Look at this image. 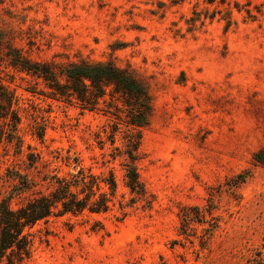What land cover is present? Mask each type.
<instances>
[{
	"label": "rangeland",
	"instance_id": "374dc122",
	"mask_svg": "<svg viewBox=\"0 0 264 264\" xmlns=\"http://www.w3.org/2000/svg\"><path fill=\"white\" fill-rule=\"evenodd\" d=\"M0 26L36 60L128 66L152 98L138 165L150 205L38 221L19 264H264V162L253 159L264 147V0H0ZM8 93L18 120L0 101V200L12 195L16 208L48 192L50 175L72 170L66 156L106 172L91 159L97 132L105 139L110 128L105 103L88 111L55 99L0 57V97ZM114 168L117 198L129 197ZM18 175L30 187L14 195ZM184 205L212 212L201 222L191 211L188 237Z\"/></svg>",
	"mask_w": 264,
	"mask_h": 264
},
{
	"label": "trees",
	"instance_id": "16d2710c",
	"mask_svg": "<svg viewBox=\"0 0 264 264\" xmlns=\"http://www.w3.org/2000/svg\"><path fill=\"white\" fill-rule=\"evenodd\" d=\"M205 1L211 3L214 0ZM8 31L0 26V57L8 65L42 78L48 93L55 99L75 103L88 111L98 109L102 101L108 108L106 112L113 115L110 128H103L105 139L97 132L101 151L98 156L91 157L93 164L105 167L106 172H94L92 164L86 165L80 156H66L64 164L72 170L50 175L48 192H40L16 208L9 205L12 195L0 200V264H19L29 257L31 250L32 239L25 229L38 221L66 214L99 215L109 211L115 203L123 213L127 207L150 205L151 195L140 177L138 165L143 158L142 130L150 122L152 98L147 82L128 66L117 65L112 60H36L9 41ZM106 96H109L108 100ZM12 100L11 93L0 97L5 104L3 109L6 106L2 116L7 118L10 113L17 122L18 117L15 114L11 116L12 111L9 110ZM106 141L109 142V151L105 150ZM253 159L264 162V147L253 154ZM115 163L120 166L122 183L129 197L122 192L117 198ZM18 178L14 195L30 187L21 175ZM193 210L201 222L205 221V212L212 214L211 208L202 211L197 205H184L179 214V233L185 237L192 229ZM215 226L214 221L205 228L200 237L201 245L209 239ZM92 228L101 229L103 224L95 219Z\"/></svg>",
	"mask_w": 264,
	"mask_h": 264
}]
</instances>
